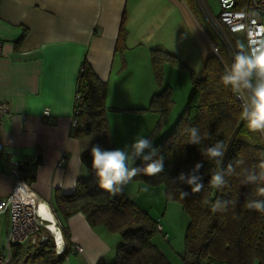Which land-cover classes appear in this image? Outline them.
I'll use <instances>...</instances> for the list:
<instances>
[{
  "label": "crops",
  "instance_id": "crops-1",
  "mask_svg": "<svg viewBox=\"0 0 264 264\" xmlns=\"http://www.w3.org/2000/svg\"><path fill=\"white\" fill-rule=\"evenodd\" d=\"M182 1L0 0V104L9 111L0 132V198L8 197L15 185L12 164L25 160L38 161L29 188L34 199L49 208L56 205L57 196L71 194L78 179L89 176L80 156L88 143L70 128L76 81L84 61L106 83L105 105L110 107L106 118L114 148H123L137 136L151 139L156 135V142L169 133L172 128L165 131L164 126L157 134L160 116L147 111L154 95L150 52H171L166 37L177 44L180 38L175 37L182 28L192 29L195 39H200L197 22ZM122 21L127 36L119 52L116 39ZM200 31L207 40L204 30ZM208 51L209 46L205 56ZM171 69L168 66L169 73ZM168 71L166 67L165 75ZM45 110L49 118H44ZM130 185L137 190L144 185L134 181L123 188L126 197L136 203L127 189ZM49 211L52 223L58 222ZM4 220L6 238V215ZM154 220L160 225L159 217ZM62 225L68 231V238L63 239L68 249L58 264L113 263L121 244L118 234L102 225L91 226L79 211L63 219ZM55 226L57 234L52 233L60 241ZM153 241L169 262L183 264L184 251L174 247L173 241L160 235ZM50 244L54 248V242ZM76 245L82 253L68 254ZM32 252L23 247V258ZM18 264L30 262L23 259Z\"/></svg>",
  "mask_w": 264,
  "mask_h": 264
},
{
  "label": "trees",
  "instance_id": "trees-1",
  "mask_svg": "<svg viewBox=\"0 0 264 264\" xmlns=\"http://www.w3.org/2000/svg\"><path fill=\"white\" fill-rule=\"evenodd\" d=\"M226 34L231 39L228 31ZM126 36L122 21L116 39L117 51L124 50ZM150 54L153 79L160 85L165 61L172 64H178V61L166 51L153 49ZM80 70L75 90L79 100L74 106L79 111L76 118L78 125L72 130L88 143V148L80 156L82 165L89 169L90 174L85 180L78 179L71 194L57 196L56 205L50 207L54 217L61 222L59 229L62 237L65 241L68 238L62 220L69 218L74 211H79L91 226L102 225L111 233L118 234L121 244L116 248L111 264H172L154 244V237L159 235L158 223L130 201L124 190L114 196L97 183L91 167V146L99 144L103 149L114 148L106 118L107 86L96 78L86 61ZM203 71V79L192 75V92L184 111L173 129L155 146L158 155L164 157V172L152 177L140 174L130 182L161 186L165 201L177 203L187 215L184 252L180 257L183 264H264V213L245 207L248 198L264 197L256 195L255 185H243L242 176L238 175L227 177L228 185L223 189H214L209 185L210 176L218 167L227 166L238 159L244 161L242 167L258 164L264 157V135L251 132L241 119L242 108L235 100L234 92L221 81L224 64L210 50L203 60ZM170 94L168 88L155 94L149 101L147 111L157 113L163 119L172 104ZM186 126L199 127L202 133H209L210 138L201 145H188L185 143L186 136L182 134ZM217 140L223 141L226 147L221 166L201 153L202 148L211 146ZM198 161L204 164L201 169L204 188L201 192L192 193L189 186L172 183V178L181 171L188 173ZM37 164L38 161L25 160L16 168L21 182L31 186ZM136 165L143 166V162L137 160ZM181 190L189 192V196L182 199ZM169 193H172L171 198ZM217 199L236 203L234 206L230 204L227 211L212 212L211 205ZM43 233L47 240H41L39 236L35 246L26 249L33 252L27 253L24 258L23 247L15 245L9 264H18L23 259L24 263L30 264L61 262L65 253L55 255L50 244L52 239L47 232ZM96 264L105 263L98 261Z\"/></svg>",
  "mask_w": 264,
  "mask_h": 264
},
{
  "label": "clouds",
  "instance_id": "clouds-1",
  "mask_svg": "<svg viewBox=\"0 0 264 264\" xmlns=\"http://www.w3.org/2000/svg\"><path fill=\"white\" fill-rule=\"evenodd\" d=\"M221 81L242 100L240 117L246 122L248 129L264 135V43L250 49L239 44L238 51L233 54L232 62L224 67ZM182 134L186 136L185 143L188 145H201L204 140L210 138L209 133H202L196 126L184 127ZM201 153L207 159L214 161L216 165L221 166L226 147L223 141L217 140L211 146L202 148ZM90 154L91 167L99 187L114 196L120 194L124 186L137 175L152 177L165 170L164 157L158 155V149L154 147L153 141L143 136H137L123 148L103 149L99 144H94L91 146ZM137 160L142 161L143 166L136 165ZM243 165L244 161L238 159L227 166L218 167L210 176V187L223 189L228 185L227 177L238 175L242 176L243 185H255L256 195L264 197V186H261L264 185V157L258 164L251 167H242ZM203 167L202 161L196 162L188 173L181 171L172 178V183L185 184L190 187L192 193L201 192L204 188L201 174ZM238 167L239 172H237ZM171 196L172 193H169L170 198ZM188 196L189 192L180 191L182 199ZM235 203L236 201L222 202L217 199L211 205V210L212 212L227 211L228 206L230 204L234 206ZM245 207L264 213V199L248 198ZM56 224L59 229L57 220ZM60 233L62 237L61 230ZM50 238L52 239V236Z\"/></svg>",
  "mask_w": 264,
  "mask_h": 264
},
{
  "label": "built area",
  "instance_id": "built-area-1",
  "mask_svg": "<svg viewBox=\"0 0 264 264\" xmlns=\"http://www.w3.org/2000/svg\"><path fill=\"white\" fill-rule=\"evenodd\" d=\"M198 4L201 14L204 16L208 26L212 33L218 39V42H212L207 37L208 46L210 52L215 54L217 58L224 64H230L232 62L233 54L238 51V45L243 44L246 49L256 47L257 45L264 43V0H217L219 4L218 16L211 15L205 0H195ZM231 35L240 34V39L237 38L234 42L227 37L226 32ZM225 51L227 59L220 47ZM0 49V54H1ZM75 95V94H74ZM235 100L242 108V100L234 93ZM79 97L75 95L74 105L78 102ZM7 107L4 104H0V132L3 125L4 118L8 115ZM79 111L74 107L71 116L70 128L77 127V116ZM44 118H49V111L45 110ZM1 136V135H0ZM21 164L13 163L12 171L14 177V187L11 194L6 198H0V215H6L8 220L7 235L4 246L0 248V264H9L11 260V253L15 245L21 246L27 249L32 245L34 237L39 236L42 232H49L47 230V222L43 220L37 214L34 204H38L40 201L35 200L30 191V186L21 182L17 167ZM23 191V195L20 191ZM33 198V201H29V196ZM48 209L49 206L43 203ZM157 226L158 234L164 239L168 240L166 233L163 232L162 226ZM52 236L54 242V252L56 255H64L67 250L66 243L61 237V244L57 242L53 233H49ZM83 249L76 245L72 246L68 250V254H81Z\"/></svg>",
  "mask_w": 264,
  "mask_h": 264
},
{
  "label": "rangeland",
  "instance_id": "rangeland-1",
  "mask_svg": "<svg viewBox=\"0 0 264 264\" xmlns=\"http://www.w3.org/2000/svg\"><path fill=\"white\" fill-rule=\"evenodd\" d=\"M205 2L208 5L211 15L217 17V14L219 12V4L217 0H206ZM182 3L186 5V8L191 13L190 15L193 16V22H197L196 28H198V30L203 29L206 33V36L211 39L213 43L218 42V39H216L204 16L201 14L198 4H196V2L194 3L193 0H183ZM200 30V39L198 41L195 39V34L192 29L187 30L185 28H182L181 33H178L175 37L180 38L179 41L176 40L178 41L177 44L174 43V41H171L169 39L170 37H166L167 41H169V50H171V52L166 49H157L162 52H168L169 54L173 55L178 61V64H172L165 61V64L162 68V81L160 85L156 82L155 79L153 80L154 95L160 94L161 92H163V90L168 88V90H170L171 92L170 97L172 102L168 114H166L167 116L161 119L160 124L158 125L157 134L164 129V126L166 127V129H164L165 131H167L169 127L170 129H173V125L180 117L181 113L184 111L188 103L187 101L190 98L192 92V75L198 79H203V57L205 56L204 54L208 47V43L206 37L204 36V34H202L203 32ZM230 38L233 40L237 38L240 39V34L230 35ZM220 49L225 59H227L225 51H223L221 47ZM168 66L172 68L171 73H169L168 71ZM166 67L168 72H166L165 75ZM154 95L152 96V98L154 97ZM109 108L110 107H107V109ZM166 120L168 122H166ZM155 136L151 137V140L154 143V147L162 138L160 136L157 141L154 142L153 139H155ZM134 185H130L127 189L132 193L133 198H136L135 202L138 204V208H141L153 219L159 217L160 225H164L168 230V234L166 233V235L169 240L173 241V246L183 249L185 229L188 225L187 215L181 211V208L177 203H169L165 201L164 190L161 186L153 187L144 185V188H141L140 191L137 190V187H135ZM4 218L5 215L0 216V245L2 246H4L6 241L5 233L2 231V229L4 230L6 226V220H4Z\"/></svg>",
  "mask_w": 264,
  "mask_h": 264
},
{
  "label": "bare ground",
  "instance_id": "bare-ground-1",
  "mask_svg": "<svg viewBox=\"0 0 264 264\" xmlns=\"http://www.w3.org/2000/svg\"><path fill=\"white\" fill-rule=\"evenodd\" d=\"M22 191V190H21ZM20 191V192H21ZM25 195V194H24ZM26 196V195H25ZM36 211H37V214H39V216L41 218H43V220L45 222H47V230L50 232V230H52L51 232H56L57 234V230H56V222L55 223H52L54 222V218H52V215H51V212L48 210V208L46 206H44V204L42 202H39L37 204V206H34ZM54 224V225H53ZM50 232V233H51ZM61 238H60V244H61Z\"/></svg>",
  "mask_w": 264,
  "mask_h": 264
},
{
  "label": "water",
  "instance_id": "water-1",
  "mask_svg": "<svg viewBox=\"0 0 264 264\" xmlns=\"http://www.w3.org/2000/svg\"><path fill=\"white\" fill-rule=\"evenodd\" d=\"M39 236H40V239H41V240H43V239H44V240H47V237H45V234H44L43 232L40 233ZM39 236L34 237V239L32 240V246H35V241L38 239Z\"/></svg>",
  "mask_w": 264,
  "mask_h": 264
},
{
  "label": "snow or ice",
  "instance_id": "snow-or-ice-1",
  "mask_svg": "<svg viewBox=\"0 0 264 264\" xmlns=\"http://www.w3.org/2000/svg\"><path fill=\"white\" fill-rule=\"evenodd\" d=\"M57 242H58V244H59V242H60V241H59V238H58Z\"/></svg>",
  "mask_w": 264,
  "mask_h": 264
}]
</instances>
